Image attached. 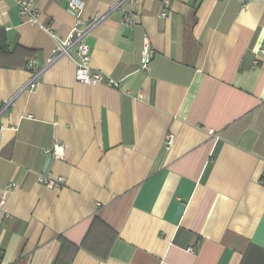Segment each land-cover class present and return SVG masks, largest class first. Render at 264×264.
<instances>
[{"label":"crops","instance_id":"0c3cea01","mask_svg":"<svg viewBox=\"0 0 264 264\" xmlns=\"http://www.w3.org/2000/svg\"><path fill=\"white\" fill-rule=\"evenodd\" d=\"M67 1L0 0V264H264V0H79L116 87L46 64Z\"/></svg>","mask_w":264,"mask_h":264},{"label":"built area","instance_id":"2783aa9c","mask_svg":"<svg viewBox=\"0 0 264 264\" xmlns=\"http://www.w3.org/2000/svg\"><path fill=\"white\" fill-rule=\"evenodd\" d=\"M162 2L164 9L159 13L160 17H165L167 15L166 8L168 7L170 0H159ZM17 5L18 11L26 16L27 21L30 23L37 22V13L34 6L33 0H15ZM136 5V0H118L116 7L119 9L121 14V19L124 24L132 25L134 24L133 12L134 7ZM66 7L68 11H70L75 16V25L72 29V32L69 37L61 39L57 38L54 35L53 38L55 39V47L52 51V55L47 58L46 64H50L54 59L65 56L68 57L74 64V78L77 82L85 84V85H96L100 83H104L109 86H118V82L114 81L113 79L103 76L101 73L92 72L90 69L89 61H90V50L86 43V35L88 34L89 30L93 25H95L99 20L100 17L96 16L93 19V23L85 24L81 13L83 10V3L79 0H69L66 3ZM260 41L264 43V31L260 38ZM264 52L263 48L259 49V53L262 54ZM152 53L149 39L148 37H143V44H142V54L149 55ZM253 64H257L255 60ZM29 69H32V63L28 65ZM143 69L147 68V64L143 63ZM35 79L36 73H33L32 78L30 79L31 82L28 84V88L32 90L35 87ZM9 101L0 102V115L3 113L5 108L8 106ZM4 129L3 125L0 122V136L1 131ZM212 130H209L211 133ZM173 134L168 133L166 137V144L171 145L173 140ZM0 153H1V145H0ZM37 181L47 186L49 188L59 187L63 184L62 177L50 178L45 174H40L37 176ZM2 196V191L0 189V198ZM192 251V249H189Z\"/></svg>","mask_w":264,"mask_h":264},{"label":"water","instance_id":"95a60500","mask_svg":"<svg viewBox=\"0 0 264 264\" xmlns=\"http://www.w3.org/2000/svg\"><path fill=\"white\" fill-rule=\"evenodd\" d=\"M48 161V160H47ZM179 208H177L175 216H174V220L177 221L180 217L181 212L183 211L184 205L181 203V205H178Z\"/></svg>","mask_w":264,"mask_h":264}]
</instances>
